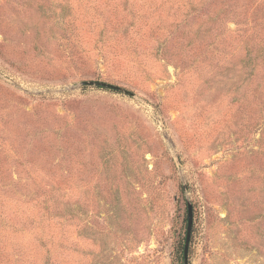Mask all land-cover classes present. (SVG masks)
I'll use <instances>...</instances> for the list:
<instances>
[{"label":"rangeland","instance_id":"1","mask_svg":"<svg viewBox=\"0 0 264 264\" xmlns=\"http://www.w3.org/2000/svg\"><path fill=\"white\" fill-rule=\"evenodd\" d=\"M188 202L264 264V0H0V264H173Z\"/></svg>","mask_w":264,"mask_h":264},{"label":"water","instance_id":"2","mask_svg":"<svg viewBox=\"0 0 264 264\" xmlns=\"http://www.w3.org/2000/svg\"><path fill=\"white\" fill-rule=\"evenodd\" d=\"M79 86H82V87L92 86V87H101V88H108L111 90H116L118 92L131 95L132 97H135L141 100L142 102L147 103L146 101H144L143 99H140L134 93L126 90L125 88L118 86V85L110 84L108 82L89 80V81L80 82ZM69 89L70 88H66L64 89V91H68ZM183 190L184 192H187L188 190L187 184L183 185ZM192 227H193V207H192V204L188 202V227H187L186 241H185V247H184V264H189L188 263V252H189V245H190L191 235H192Z\"/></svg>","mask_w":264,"mask_h":264},{"label":"trees","instance_id":"3","mask_svg":"<svg viewBox=\"0 0 264 264\" xmlns=\"http://www.w3.org/2000/svg\"><path fill=\"white\" fill-rule=\"evenodd\" d=\"M84 88H87V87H84ZM97 88L119 93L116 90H111V89H108V88H101V87H97ZM183 224L185 225L184 226V228H185V236L183 238V241L185 242L186 241V234H187V227H188V204H187V208L185 210V216H184V219H183ZM184 247H185V244H181V247L177 251V257L174 260L173 264H184Z\"/></svg>","mask_w":264,"mask_h":264}]
</instances>
